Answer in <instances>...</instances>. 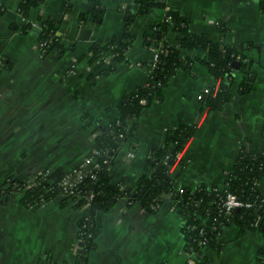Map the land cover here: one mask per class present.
Wrapping results in <instances>:
<instances>
[{"label":"crops","instance_id":"0c3cea01","mask_svg":"<svg viewBox=\"0 0 264 264\" xmlns=\"http://www.w3.org/2000/svg\"><path fill=\"white\" fill-rule=\"evenodd\" d=\"M19 0H0V182L29 180L47 172L56 184L93 165L97 124L118 117L120 100L147 80L151 46L144 34L159 11L137 15L125 25V11L137 14L135 0H100L99 22L80 20L92 9V0H43L30 12V20H59L60 49L46 54L37 47L40 30L26 33L14 28L24 21ZM64 1L70 9L63 11ZM166 8L188 19V29L237 49L246 63L234 73L228 100L209 108L202 96L215 94L220 81L202 62L201 47L180 50L189 64L177 68L162 89V99L148 103L135 122L134 132L118 148L109 174L113 181L134 186L146 171L149 154L163 147L167 133L178 124L194 132L168 168L176 188L200 184L223 187L241 154L264 152V12L258 0H165ZM225 28L218 34V26ZM132 40L122 60L102 66L88 56L92 43ZM245 79L251 89L241 92ZM132 122V123H131ZM173 145L168 146L172 151ZM264 195V174L256 181ZM22 192L0 194V264H77L78 223L88 207H74L56 195L37 206L25 207ZM98 234L86 253L88 264H264V234L236 224L225 226L213 249L186 251V218L166 197L154 211L138 202L119 199L96 214Z\"/></svg>","mask_w":264,"mask_h":264},{"label":"trees","instance_id":"16d2710c","mask_svg":"<svg viewBox=\"0 0 264 264\" xmlns=\"http://www.w3.org/2000/svg\"><path fill=\"white\" fill-rule=\"evenodd\" d=\"M43 0H19L17 12L24 19L23 25L13 23L14 28L26 33L31 27L30 12ZM93 6L88 13L81 14L80 20L91 19L94 22L101 21L104 9L100 0H92ZM138 4L137 14L133 15L129 10L125 11V25L128 26L137 15L154 14L159 11L151 25L150 32L144 34V43L160 47L159 59L154 67L151 62L148 67L147 80L144 85L136 86L130 94L123 97L118 106V117L107 125L97 124L96 149L99 154L95 159L100 163L99 170L95 171L96 178L84 177L78 184L82 195L94 194L88 206V215L78 223L77 241L81 242L80 251L77 253L79 263L88 264L86 253L94 246L95 237L98 234L96 214L112 207L119 199L125 198L127 202H138L146 210L154 211L152 206H158L166 197L175 204L176 209L185 216L186 226L183 229L185 250L200 252L203 249H213L217 253L222 244L218 236L222 229L229 224H236L239 234L245 230H260L264 234V195L256 186V181L264 174V152L256 156L241 154L233 165V172L227 174L224 188L234 193L243 201L252 202L251 207L239 210L234 209L230 215H224L221 210L223 191H215L212 187L200 184L197 187H179L168 174V167L175 163L179 151L194 132L191 125L178 124L167 133L165 143L160 149L152 151L146 158L145 173L141 175L134 186H128L121 181H113L109 174L111 165L118 148L135 130V122L142 109L154 100L162 99V89L168 79L180 67L187 66V58L180 56V50H191L201 47L206 50L202 62L207 66L213 78L220 81V86L215 94L202 96V100L211 109L220 108L228 100V88L233 82L234 73L243 71L246 63L237 49L225 44L223 41H215L205 34H195L188 29V19L177 11L166 8L165 0H135ZM259 8L264 12V0H258ZM70 9L68 1H64L63 11ZM40 32L38 43H43V54L52 49H60L57 29L59 20L54 18L38 19ZM225 28L218 26V34L223 36ZM128 41L117 44L114 41L100 44L94 42L89 51L94 59L97 54L105 53L111 56L112 61L122 60L129 47L132 35H126ZM238 62V67L233 68L232 62ZM241 92L251 89V85L242 79L239 84ZM144 99V102L141 100ZM115 134L111 135L110 131ZM123 135L118 138V134ZM172 144V151L168 146ZM168 158L164 163V157ZM37 180V179H36ZM20 191V202L25 207L37 206L41 201L48 200L58 195L57 185L41 180L36 184L27 186L25 180L7 178L0 182V194L2 192ZM81 198L74 207H80ZM263 227V229H261ZM203 229L202 232L200 229ZM203 241V242H202ZM202 242V243H201ZM198 264H206V261Z\"/></svg>","mask_w":264,"mask_h":264},{"label":"built area","instance_id":"2783aa9c","mask_svg":"<svg viewBox=\"0 0 264 264\" xmlns=\"http://www.w3.org/2000/svg\"><path fill=\"white\" fill-rule=\"evenodd\" d=\"M22 20L24 21L23 18H22ZM31 25H32V27H36L40 30L39 22L31 21ZM37 47L42 49L43 43H38ZM160 51H161L160 47L151 45V60H150V62H151L150 66L151 67H154L156 65V63L159 59ZM87 54L89 57L93 56L91 51H89ZM94 60H96L102 66H107V67L109 65H111L113 62L111 59V56L105 55V53L97 54L96 57L94 58ZM3 64H4V57L2 56V54L0 52V67ZM141 102H144V99H142ZM110 134L114 135L115 134L114 130H111ZM117 136H118V138L123 137V135L121 133H119ZM98 154H99V151L95 147V149L93 151V165H92V168L88 172H83L81 169H78L74 172V174L76 175L75 179H73L69 176H65V177H62L55 184V185H57L58 195L62 196L70 204L74 205L81 198H83L84 201L82 203V206L88 207L90 205L94 194L90 191L89 193L82 195L80 188H78V184L86 176H89V178L92 180H94L96 178V175L94 172L99 170V168H100V163L95 159V156ZM167 158H168V154L164 157V163L166 162ZM178 158L179 157L177 155L175 163L177 162ZM46 175H47L46 171L38 173L35 176V178L27 184V186H30L32 184H36L37 182H40L41 180H46ZM212 189L215 191H217V190L223 191L224 197H223L222 202H221V210H222L224 215H230L234 209H237V208L238 209H240V208L247 209V208L251 207V205H252V202L243 201V200L239 199L234 193L230 192L227 188H224V186L223 187L214 186V187H212ZM157 207L158 206H156V205L152 206V208H154V209H156ZM202 230L203 229L201 228L200 231L202 232Z\"/></svg>","mask_w":264,"mask_h":264},{"label":"water","instance_id":"95a60500","mask_svg":"<svg viewBox=\"0 0 264 264\" xmlns=\"http://www.w3.org/2000/svg\"><path fill=\"white\" fill-rule=\"evenodd\" d=\"M232 67L233 68H237L238 67V62L236 60L232 62ZM237 210H239V209L237 208ZM261 229H263V227ZM78 245L81 246L82 243L81 242H78ZM79 251H80V248H79L78 252Z\"/></svg>","mask_w":264,"mask_h":264},{"label":"flooded vegetation","instance_id":"af4514ba","mask_svg":"<svg viewBox=\"0 0 264 264\" xmlns=\"http://www.w3.org/2000/svg\"><path fill=\"white\" fill-rule=\"evenodd\" d=\"M35 178V176L33 178H30L29 180H25L27 182V184L32 181ZM20 192V191H19Z\"/></svg>","mask_w":264,"mask_h":264}]
</instances>
